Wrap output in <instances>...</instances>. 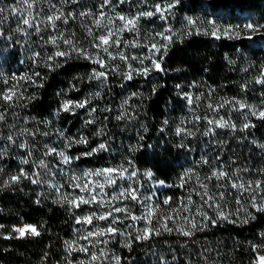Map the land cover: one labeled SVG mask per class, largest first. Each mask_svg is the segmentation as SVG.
Segmentation results:
<instances>
[{
  "label": "trees",
  "instance_id": "1",
  "mask_svg": "<svg viewBox=\"0 0 264 264\" xmlns=\"http://www.w3.org/2000/svg\"><path fill=\"white\" fill-rule=\"evenodd\" d=\"M161 2L111 0L119 13L138 17L132 30L135 43L127 47L115 32L118 15H108L110 7L108 4L101 7L103 0H28V3L2 0L0 3L6 9L0 15L3 33L0 73L4 74L0 76V115L3 116L0 119V225H3L0 264H115L113 256H119L121 264H257L258 256L264 255V212L252 207L253 199L257 205L264 204V147H261L264 119L235 104L239 100L255 106L257 112L264 110V84L256 83L257 78L264 79L261 76L264 48L255 43L258 35L250 39L246 36L216 39L196 34L195 28L192 35L185 34L190 27L188 18L197 21L195 27L200 28L209 27V20L222 28L246 23L264 25V0H179V3L166 0V4L175 6L160 22L136 15L143 13L147 4L155 9ZM10 5L20 9L15 16ZM61 11L67 22L64 18L56 20L53 28L47 17ZM24 18L32 20L33 27L22 24ZM98 18L99 26L95 23ZM144 25H157L165 37H171L162 44L167 45L166 54L161 47L156 55L163 71L153 69L151 64L147 76L137 74L141 69L133 65ZM109 31L113 33L112 40L119 43L110 41L108 52H104L95 44L99 43V36ZM52 38H56V44L50 42ZM65 40H71L72 44H66ZM73 46L86 50L93 59L99 56L105 66L71 50ZM57 51H67L69 55L55 56ZM35 53L39 56L34 57ZM120 53L125 59H121ZM50 56L52 60L48 59ZM94 69L105 72L106 77L89 79ZM129 72L132 78L126 79ZM26 75L32 76L35 83L20 79ZM10 89L16 92L11 102L3 99ZM33 96L35 99H28ZM85 100L88 103L84 108L68 112L61 108L64 101ZM120 116L123 118L118 119ZM221 118L235 128L209 123ZM88 120L93 122L86 123ZM246 123L251 126L244 128ZM177 129L184 131L177 134ZM60 132L64 133L63 137ZM81 136L87 138V143L66 146ZM100 143L107 144L106 151L83 155ZM20 144L27 147L21 148ZM181 144L185 147H177ZM47 148H55L56 152L45 156ZM61 151L79 159L66 164L59 155ZM41 159L46 168L39 166ZM24 160L28 163H22ZM128 161L134 164L138 176L129 180L126 174V178H118L116 184L107 187L112 191L113 187L131 185L139 188L140 199L148 181L142 173L150 170L154 174L152 181H164V185L151 186L148 195L149 208L143 216L154 209L151 224L124 219L125 213H114L123 221L114 225L118 234L82 239L89 231L107 228L111 218L94 219L92 224L77 223V218L108 211L107 204L103 207L96 203L81 204L73 208L57 201L62 195L69 199L89 195L73 185H83L92 177L80 181L73 177H83L88 170L120 165L131 172ZM188 169L192 173L181 187L182 175ZM21 170L30 176L38 173L32 178L39 183L27 178L6 183ZM218 171L228 176L218 179L212 175ZM257 181L261 182L259 188ZM233 182L244 183L248 190L233 188ZM202 185H207L206 191L214 201L204 203L207 197L202 199L205 191ZM165 199L169 200L168 204L164 203ZM136 201L122 200L121 204L116 201L112 206L127 207L132 215L140 216L134 211ZM217 206L235 223L218 220ZM201 212L210 220H205ZM167 216L172 218L166 221L173 229L171 232L161 228ZM244 219L248 222L242 223ZM211 220L216 223L212 224ZM18 224L35 225L40 235L18 238L13 231ZM145 227L158 229L160 235L136 241L137 229ZM179 229L192 234L183 235ZM98 240L101 242L97 243ZM104 240L108 243L104 244ZM65 241H76L73 248L86 246L89 251L69 253ZM129 241L131 249L125 246ZM254 245L258 246L255 250ZM102 249L105 255H100ZM91 253L100 259L92 261Z\"/></svg>",
  "mask_w": 264,
  "mask_h": 264
},
{
  "label": "snow or ice",
  "instance_id": "2",
  "mask_svg": "<svg viewBox=\"0 0 264 264\" xmlns=\"http://www.w3.org/2000/svg\"><path fill=\"white\" fill-rule=\"evenodd\" d=\"M34 2V0H33ZM111 2V0H103V4L101 5V7H103L104 5H107ZM121 3L124 2V0H120ZM0 3H2V0H0ZM23 3H28V0H23ZM175 3H179V0H175ZM175 6V4L173 3H169L166 5L165 8H161L160 5H156L155 6V12L156 13H161V19H165V16L163 15V12L170 10L171 8H173ZM30 7V5H29ZM10 11L12 13L13 16H15L20 9L16 6V5H10L9 6ZM6 11V9L4 7H0V15H2L4 12ZM155 13L154 12H143L140 13V16H153ZM69 15H72L71 13H69ZM81 15H89V13H81ZM104 13L101 12L100 13V17H103ZM61 18H64L65 22H67V17L64 16V13L61 11L58 15L56 13H53V15H50L47 17V20L51 23V26L54 28L55 25V21L59 20ZM4 19H7V17H4ZM120 20L125 21L124 27L127 28L129 25L134 26L136 23V20L138 19V17H134V18H126L124 16H119ZM95 23L99 26L100 25V19L98 18ZM22 24L27 25L28 27H33V21L30 20L29 18H24L22 20ZM197 24V21L193 20L192 18H188L187 19V25L190 26L189 30L185 33L186 35H192L193 31L192 29L195 28V32L196 34H200L203 33L204 35H210L216 39H220L221 36H227V37H232L233 35H235L236 37L240 36V32L236 29L239 28V26H235L234 27H225V28H221L220 25L216 24V22L214 20H209L208 21V25L209 27L207 28H200V27H195ZM245 29L248 30H252V31H258L259 27H264V25H253L251 23L246 24L243 26ZM17 30H23L18 28ZM36 30L39 31V27H36ZM120 31H123V29H120ZM89 32H91V30H89ZM2 30H0V35H2ZM157 35L163 36V33H158ZM113 37V33L111 31H109L106 35H101L99 36L97 39L99 40V43L95 44V47L97 48H103L104 52H108V45L110 44V41L112 43H119L118 40H112ZM166 40H171V37H164ZM251 37H249L250 39ZM51 43L56 44V38H52L50 40ZM66 44L71 45L72 41L71 40H65L64 41ZM157 52H160L161 48L157 47L156 45L152 46ZM161 47H163L165 54L167 51V45H162ZM73 51H77L80 55L84 56L86 59H90L93 60L94 63L100 64L102 67H104V62L101 58H99V56H97L95 59H93L92 56H90L86 50L83 49H77L75 48V46L72 47ZM69 55V52L67 51H57L55 53V56H67ZM109 55H111V53H109ZM35 56H39V53H35ZM121 59H125L123 53H120ZM49 60H52L53 57H48ZM162 59V58H161ZM50 67V65H49ZM152 68L155 70H159V71H163V69L161 68V62L160 60H153L152 61ZM151 69L149 68H144L142 70H139L137 74H142L147 76L149 71ZM3 73H0V76H3ZM34 76H38L39 73H34ZM261 76L264 77V72L261 73ZM106 77V73L103 71L97 72L95 69L93 70L92 75L89 76V79L92 78H96V79H100V78H104ZM126 79H131L132 78V73L129 72L125 75ZM12 79H16L15 76L12 77ZM20 79H26V80H33L32 76H24L21 77ZM5 83L8 82V79L6 78ZM33 83H35V81L33 80ZM256 83H261L264 84V79L261 78H257L256 79ZM42 86V85H41ZM179 87V85L177 86ZM243 87H247V85H244ZM22 95V94H21ZM97 95H99V93H97ZM135 95V94H133ZM13 96H16V92L13 91L12 89L9 90L8 93H5L3 95V99L5 101H9L11 102L13 99ZM185 97L189 99V102L191 103V99L188 97V94H185ZM29 100L35 99V97H29ZM235 99V98H234ZM88 103L87 100L82 101V102H73V101H64L62 103V110L65 112L68 111H74L76 108H84L85 105ZM225 103H230L229 101H225ZM235 104L239 105V109H244V108H249V110L251 111V114L253 116H257L260 119H264V110H261L259 112H257L255 110V106L252 105H247L245 102L239 101V100H235ZM220 107H223V105H220ZM92 112L95 111V109L91 110ZM91 114V113H90ZM118 119L123 118L122 116L117 117ZM0 119H3V116L0 115ZM92 120H88L86 121V123H92ZM165 124H167V121H164ZM209 123H215L218 127H232L235 128L234 124H229L228 121L223 120V118H221V120L219 121H209ZM250 124H244L243 127L244 128H248L250 127ZM182 131H184L183 129H177V134H180ZM210 131H212L210 129ZM45 135H47V133H45ZM59 135L61 137L64 136L63 132H60ZM188 135H192V133H188ZM8 140H12V137L9 136ZM87 143V138L81 136L79 140H70L68 142V144L66 145L67 147H71L72 144H85ZM19 147L21 148H25L27 147L26 144H20ZM107 144L106 143H100L97 148L92 149L91 151L84 153L83 155L86 156H91L93 154H95L96 152L99 151H106L107 150ZM177 147L183 148L185 147V145L181 144L178 145ZM261 147H264V145H261ZM56 149L55 148H47V151L44 153L45 156L51 155L52 153H55ZM59 155L62 157L64 163L66 164H71L73 159H79V157H69L65 154L64 151L59 152ZM203 163H207V160H203ZM22 163H28L27 160L22 161ZM128 165L129 168H132V171L129 172L128 168H125L123 165H120L116 168H104V169H97L95 171L92 170H88L85 171L83 173V177H73L74 180L76 181H80L83 178H88V177H103L104 178V182L101 183L100 181L96 180V181H89L87 183H84L83 185L81 183H76L73 185V187L76 188H80L81 192H87L89 195L88 196H79V197H73L72 199H69L67 195H62L60 200L57 201V203H67L69 204L71 207L73 208H79L81 204H99L100 206H104L105 204H107L109 210L100 213L99 215H97L95 212L91 213L90 215L84 216V217H78L77 218V223H86V224H92L93 220H101V221H107L109 220V218H111V223L109 224V226L107 228H102V229H97L96 231H89L87 233L86 236L81 237L82 239H89L91 237H99V236H104L106 234H111L113 237L115 236V234L119 233V230L114 226L116 223L120 222L122 223L123 221L120 220L119 216H115L114 213H125L126 215L124 216V219H131L133 221H138V220H145L148 222V224H151V218L153 215V212L155 211L154 209H149L148 214L145 216H135L132 215L130 210L127 207H113L112 206V201H116V200H138L139 199V188H134L131 187V185L127 188H121L118 194H114L110 199H108L107 201L105 200V196L106 194H103V189L105 187V184L107 185H114L117 182V179L120 178H124L125 174H127V178L129 180H131L133 177H137L138 176V170L135 169L134 164L131 161H128ZM39 166L41 168H46L47 165L45 164V161L43 159H41L39 161ZM190 173H192L191 169L186 170L181 178V187H183V184L186 182L185 178H190ZM38 173H33L32 176H38ZM143 176H145L147 179L151 180L153 178V173L150 170L145 171L144 173H142ZM213 176L217 177L218 179L220 177H227L228 174L222 171H218V172H213L212 173ZM32 176H30L28 173L24 172L23 170H21V173L19 175H15L10 177V181L6 182V183H10V182H19L21 179L23 178H27L30 179L32 181V183H39L38 179H33ZM209 179H211V177H209ZM158 183L160 185H164V181H158ZM261 186V182L257 181L256 182V187L259 188ZM232 187L233 188H238V189H244L245 191H247L248 189L245 188L244 183H232ZM99 189V192H96V189ZM202 188L205 189V191L202 193V199H204L205 197H207V199H204V203L208 204L209 201H214V197L209 196L208 192L206 191L207 189V185H202ZM99 196V199H97V197ZM220 197L223 198V193H220ZM39 199L37 200V203H39ZM165 204L169 203L168 199H165L164 201ZM188 203L191 204V198L189 197L188 199ZM210 207L212 205H209ZM159 207V206H157ZM252 207H254L258 212H264V204H259L257 205L255 203V199H253L252 201ZM201 215L204 216L205 220H210V218L207 216L206 213L201 212ZM249 217L251 219H255L254 216H251V214L249 213ZM172 219L170 216L164 217V220L161 222V228H163L164 231L166 232H171L173 231V229L169 228L166 221ZM187 219V218H185ZM217 219L218 220H227L230 223H235V221H231L229 214L225 213L224 211L220 210L219 207L217 206ZM174 222V221H173ZM242 223H247L248 220L244 219L243 221H241ZM212 224L216 223V220H211ZM205 227L207 225H204ZM192 227L195 228L196 224L193 222L192 223ZM0 228H3V225H0ZM183 235H191V231H184L183 229H179ZM200 230H203L202 228ZM13 231L17 234L18 238H25L26 236H39L40 232L37 230L35 225H31V224H25L22 227H15L13 229ZM137 235L135 236V240L136 241H141V240H148L150 239V237L155 234V235H160V231L158 229H153L151 227H145L143 229H137ZM129 236L131 235L130 233L128 234ZM264 235V234H262ZM7 238H11V237H7ZM101 241H97V243H100ZM104 244L108 243V240H104L102 241ZM76 243V241H65V244L67 245V250L69 251V253H71V251L74 250H79L81 252H88V248L86 246H79L78 249L73 248V245ZM126 247H128L129 249H131V241H129L128 244L125 245ZM258 246H253V249L255 250ZM91 260L92 261H97L100 259V256L96 255L95 253H91ZM100 255H105L104 250H101ZM112 259L115 261V264H121V258L119 256H113ZM82 264V262H81ZM257 264H264V255H260L257 258Z\"/></svg>",
  "mask_w": 264,
  "mask_h": 264
},
{
  "label": "rangeland",
  "instance_id": "3",
  "mask_svg": "<svg viewBox=\"0 0 264 264\" xmlns=\"http://www.w3.org/2000/svg\"><path fill=\"white\" fill-rule=\"evenodd\" d=\"M166 0H162L161 3H158L156 5H160V7L163 9L166 7ZM110 7V12H108V15H118V20L115 21L116 25H115V32L116 34H118L120 36V41H122V43L124 44L125 47L129 46L130 44L134 45L135 41L133 39L132 36H135L134 33L132 32L133 27L132 25H129L127 28L124 27L125 21L120 20L119 16H124L126 18L131 19L132 17L130 15H134L131 13H119L116 6H112L111 3L108 4ZM143 12H154L155 14L153 16H145L146 19L148 17H153L156 21L160 22L161 19V13H156L155 9L152 8L151 4H147L144 8ZM142 12H137L136 15H139ZM168 10L163 12V15H167ZM249 24V23H246ZM245 24V25H246ZM254 25V24H253ZM222 28V27H221ZM235 28V27H234ZM120 29H123V31H120ZM240 32V36H246V37H250V36H259L256 40V44L262 46L264 48V27H259L258 31H252V30H248L245 29L243 26L239 27L238 29H236ZM158 33H162V30H160V27L157 25L154 26H150L148 27L147 25H144L143 27V31H142V40L138 43V50L135 53V55H133L134 58H136V60L133 62L134 67H137L139 69H144V68H149V66L152 64V61L155 59L156 60V55H157V51L152 47L153 45H156L157 47L162 46L163 41H164V37H165V33H163V36L157 35ZM235 36V35H233ZM129 70L131 71V69L129 68ZM264 72V70H263ZM126 178V174L125 177ZM100 181L101 183L104 182V178L101 177H92L91 179H88L87 182L89 181ZM147 183L145 184V190L143 195L140 197V199H138L136 201L137 206L135 207L134 211L136 213H139L140 216H143L144 214H146V211L148 210L149 206H148V199H149V194H151V186H157L160 185L157 182H154L152 180L147 179ZM108 185L105 184V187L103 189V194H106L105 196V200L107 201L108 199H110L114 194H118L121 188H125L122 186L119 187H113L112 191L109 190V187H107ZM100 190L97 188L96 192H99ZM87 196V195H85ZM97 199H99V196L97 197ZM117 202H119V204H121L120 202L122 200H116ZM116 201H112V205L115 204ZM118 204V205H119ZM84 206H90V204H83ZM18 227H22L23 225L18 224Z\"/></svg>",
  "mask_w": 264,
  "mask_h": 264
}]
</instances>
